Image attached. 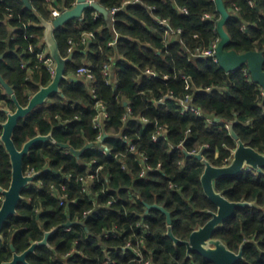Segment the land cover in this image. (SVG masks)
Returning <instances> with one entry per match:
<instances>
[{"label":"trees","instance_id":"trees-1","mask_svg":"<svg viewBox=\"0 0 264 264\" xmlns=\"http://www.w3.org/2000/svg\"><path fill=\"white\" fill-rule=\"evenodd\" d=\"M97 1L109 12L120 10L106 17L88 9L82 20L56 31L63 56L72 57L66 67L69 79L62 83L61 94L22 119L14 133L19 150L36 136L51 133L58 143L77 151L93 146L79 158L52 142L31 149L24 158L25 172L51 171L24 191L17 215L5 223L0 264L12 259L11 244L21 254L57 228L48 240L52 249L38 247L28 256L30 264H143L134 251L124 249L130 240L152 264H213L197 253L188 257L186 247L167 236V216L155 209L148 212L147 205L171 213L174 234L181 240L204 226L211 219L206 211H215L216 206L202 186L204 164L186 153L207 146L202 151L207 160L228 165L237 142L227 124L247 146L264 153V92L245 72L246 66L227 72L212 58L195 55L220 39L221 15L214 0H141L127 5L129 0ZM76 2L31 0L29 8L24 0H0V73L22 106L53 79L52 70L38 58L46 46L42 20H52L53 8L72 10ZM224 2L231 14L226 50L264 53V0ZM155 17L168 20L181 34L166 43L165 29ZM84 33L95 39L83 44ZM105 64H111L113 84L103 74ZM82 66L91 67L93 81L77 74ZM147 69L155 75L145 74ZM171 94L175 98L159 103ZM188 94L202 116L182 113L177 99ZM98 100L109 113L103 145L110 155L100 148L93 125ZM126 103L132 112L125 120ZM3 109L15 111L16 106L0 91V138L7 120ZM213 118L220 122L209 123ZM159 126L167 127L168 134L155 142ZM124 135L154 167L146 177L140 176L143 165L129 152ZM90 174L94 180H88ZM11 180V158L0 140L1 187L8 189ZM215 186L230 201L255 206L238 209L214 237L236 253L246 242L244 258L237 264H264V174L244 171L217 180ZM68 222L73 223L70 230L63 227ZM140 222L149 226L150 235L137 227Z\"/></svg>","mask_w":264,"mask_h":264},{"label":"water","instance_id":"water-1","mask_svg":"<svg viewBox=\"0 0 264 264\" xmlns=\"http://www.w3.org/2000/svg\"><path fill=\"white\" fill-rule=\"evenodd\" d=\"M24 1L29 8H32L31 0ZM214 1L216 2L217 11L221 15L217 24V32L220 36V41L216 54L220 66L227 72H235L246 66L249 69L252 80L258 84L264 92V53L259 51L238 53L235 50H226L231 42L230 35L226 31V25L231 19V14L227 9L224 0ZM88 9H93L103 16H109V11L101 4L90 2L89 0H77L76 6L72 10L63 12L55 20H42V26L45 29V45L49 51L50 57L55 63V73L52 82L48 86L41 87L40 90L31 97L28 106L24 107L20 104L14 89L0 73V83L4 87L5 93L10 96L16 106L15 111L3 109L7 114V120L2 124L3 133L1 136V142L4 144L11 158L12 180L8 189H4L0 185V193L4 196L0 207V238H2L1 233L5 223L10 218L17 215L18 207L24 200V191L44 172L51 171V168H46L44 171L36 172L32 175H28L25 172L24 158L30 153L35 145L52 142L61 148L69 149L72 154L78 158L93 146L92 144H88L81 151H77L68 144L58 143L52 133L46 136H36L26 142L21 150L17 148L14 142V133L20 121L26 118L39 106L48 103L51 97L55 94L62 93L61 85L64 81L69 79L66 76V67L72 60V57L63 56L56 39V31L74 20H82L84 12ZM2 59L3 56H0V61ZM73 80L74 79L72 78L71 81ZM126 105L127 103L125 106ZM230 134L237 142V148L228 165L215 166L207 160L203 154H187L188 157H194L204 164L205 169L201 176L202 186L206 196L216 206L215 211H206L211 215V219L204 226H200L193 231L188 240H181L175 236L172 226V215L170 212L159 205H147L148 212L155 209L163 212L167 216V236L175 245L185 246L188 257L193 253H197L213 264H237L244 258L243 251L246 242L242 244L240 251L236 253L232 251L223 240L215 238L214 234L215 231L222 227L226 221L236 215L238 209L255 206V204L251 202L230 201L223 193L217 191L215 182L225 177H236L242 174L247 168H252L257 173L264 174V153L247 146L242 140H240L234 131L233 126L230 129ZM107 137L108 134L104 136L105 139ZM72 225V222H68L63 227H70ZM58 229L59 228L47 232L41 242L32 244V246L24 253L19 254L14 252L13 259L10 262L3 264H30L28 262V256L33 254L40 246L51 247L48 242L49 237Z\"/></svg>","mask_w":264,"mask_h":264},{"label":"built area","instance_id":"built-area-1","mask_svg":"<svg viewBox=\"0 0 264 264\" xmlns=\"http://www.w3.org/2000/svg\"><path fill=\"white\" fill-rule=\"evenodd\" d=\"M46 1L52 3L54 0H46ZM89 1L90 2L99 3L97 0H89ZM140 2H141V0H129V1L125 2V4L126 5L127 4H136V3H140ZM75 6H76V4H75ZM119 10L120 9L115 8V9H112L111 12H109V13L115 14ZM183 11H186V10H183ZM62 13L63 12L57 10L56 8H53L52 9V20L51 21L55 20ZM204 18L205 19H209V18H211V16L210 15H205ZM155 21L158 24H160V25H162L164 27L165 34H166V39H165V42L166 43L172 42L173 40H175L177 38V35L181 34V32H182L181 29H175V28H173L172 25L170 24V22L168 20H162V19H160L158 17H155ZM93 39H95V35L94 34H92V33H84L82 35L81 41H82L83 44H86V43L91 42ZM219 41H220V39L217 40L216 42H213L212 45H211V47L209 49H207V50H201L200 48L197 49L195 55L196 56H199V57L212 58L215 63H219L218 58L216 56V54H217V47H218ZM116 43H117V41H115L114 44H112V45L116 46ZM70 44L71 45H74L75 42L70 41ZM31 49H32V47H31ZM71 52H72V50H71ZM38 58H39V60L41 62H43L44 64H46L52 70V74L54 76V73H55V63L52 60V58L50 57L49 51H48V49H47L46 46L44 47L43 52L41 54H39ZM245 72L248 73L249 72V69L248 70H245ZM77 74L79 76L85 77L88 81H93L94 78H95L90 66H82V67H80L78 69V71H77ZM103 74H104V76L107 79V83L108 84H113L114 79L112 78L113 76H112V73H111V64H105L104 69H103ZM145 74L155 75L154 72L152 70H150V69H147L146 72H145ZM249 75L251 76L250 72H249ZM165 78L167 79L168 77H165ZM184 78H186V77L184 76ZM0 91H4L5 92L4 87L1 85V83H0ZM263 95H264V93H263ZM166 98H175V97H174V94L168 95V96L160 99L159 100V103L164 102L166 100ZM177 100L180 103L181 111H182L183 114L192 113V114H196V115L202 116L203 113H202L201 109L198 108V107H196L194 104H192L191 95L188 94V95H186L185 98H180V99H177ZM126 107H127V114L124 117L125 120L127 119V117L132 112V109H131L130 104L127 103ZM95 108H96V111H97V115L95 116V118L93 120V125H94V128L99 131V135H98V138H97L98 139V143L100 144V148L102 149L103 153L104 154H107V155H110L111 154L110 149L108 147H106L105 145H103V142L105 140L104 136L106 134H108V133H106L104 131V127H105L104 125H105V122L109 120V113L107 111L106 104L102 100H98L96 102ZM143 120L146 121L145 119H143ZM208 121L211 124H218L220 122V119L219 118H213V119H209ZM231 127L232 126L230 124H227L226 125V128L229 131H230ZM167 134H168L167 127H165V126H159L158 127V130L154 134L153 139H154L155 142H158L161 139L167 138ZM123 137H124V140H126V142H128V146H129L128 147V150H129V152L135 153L137 155V157H138V160L143 165V170H142L140 176L141 177H146L147 176V173L149 171L151 172L152 170H154V167L151 164H149V158L147 157V155L145 153L139 152L137 150V147L135 146V144L133 143L132 140H129L128 136H125L124 135ZM0 140H1V138H0ZM203 148H207V146H203L198 151H195V152H192V153H186V154H189V155L202 154L203 153L202 152L203 151ZM160 167L161 166L159 165L157 169H160ZM123 168L126 169L127 168L126 165H124ZM157 169H155V170H157ZM27 174L28 175H32L34 173L28 172ZM94 178H95V175L94 174H90L88 176V180H94ZM65 188L66 187H63V189H65ZM3 199H4V196L1 194L0 200L3 201ZM110 203H113V202H110ZM137 227L140 230L144 231L146 233V235H150V231H149V226L148 225L140 222V223H138ZM65 228L67 230H70L71 226L70 227H65ZM117 236L118 235L115 234V237H117ZM106 238H109V235ZM141 241L143 242V240H139V243ZM124 249H130V250L134 251L136 253V255L138 256V258H139L137 260L138 263L152 264L150 260H146L144 258V256L140 252V250L137 248V245L133 244V242L131 240L126 243Z\"/></svg>","mask_w":264,"mask_h":264},{"label":"flooded vegetation","instance_id":"flooded-vegetation-1","mask_svg":"<svg viewBox=\"0 0 264 264\" xmlns=\"http://www.w3.org/2000/svg\"><path fill=\"white\" fill-rule=\"evenodd\" d=\"M235 150H236V149H235ZM234 152H235V151H234ZM234 152H233V154H234ZM245 171H253V172L257 173V172L254 171L252 168H247ZM257 174H259V173H257ZM260 175H262V174H260ZM4 226H5V225H4ZM3 229H4V227H3ZM2 232H3V230H2ZM46 233H47V232H45V234H46ZM1 235H2V238H0V240L3 239V234L1 233ZM40 242H41V241H40ZM34 243H36V242H34ZM34 243H32V244H34ZM31 246H32V245H31ZM31 246H30V247H31ZM10 247H11V250H12V254L14 255V252H16L15 249H14V246L11 244ZM30 247H29V248H30ZM29 248H28V249H29ZM50 248L52 249V247H50ZM13 249H14V251H13ZM23 253H24V252H23ZM21 254H22V253H21ZM12 259H13V257H12ZM12 259H10L9 261H6V262H10ZM6 262H3V263H6ZM3 263H2V264H3ZM20 264H22V263H20Z\"/></svg>","mask_w":264,"mask_h":264},{"label":"rangeland","instance_id":"rangeland-1","mask_svg":"<svg viewBox=\"0 0 264 264\" xmlns=\"http://www.w3.org/2000/svg\"><path fill=\"white\" fill-rule=\"evenodd\" d=\"M203 154V153H202Z\"/></svg>","mask_w":264,"mask_h":264}]
</instances>
